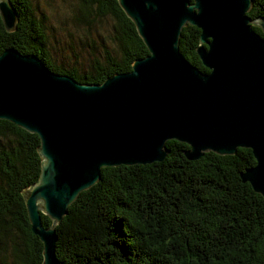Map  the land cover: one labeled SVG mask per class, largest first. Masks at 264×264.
I'll return each mask as SVG.
<instances>
[{"label":"water","instance_id":"95a60500","mask_svg":"<svg viewBox=\"0 0 264 264\" xmlns=\"http://www.w3.org/2000/svg\"><path fill=\"white\" fill-rule=\"evenodd\" d=\"M149 54L102 83L56 73L33 54L0 53V119L40 138L42 168L24 190L32 231L43 242L42 264L56 257V225L104 167L163 161L166 143H187L188 159L249 148L256 164L240 172L264 197V18L252 0H119ZM9 31L18 15L0 0ZM201 30L196 52L209 72L180 51L182 29ZM42 213L52 220L46 227Z\"/></svg>","mask_w":264,"mask_h":264},{"label":"trees","instance_id":"16d2710c","mask_svg":"<svg viewBox=\"0 0 264 264\" xmlns=\"http://www.w3.org/2000/svg\"><path fill=\"white\" fill-rule=\"evenodd\" d=\"M73 1L77 21L109 23L102 51L94 50L86 69L54 59L49 16L33 0H11L18 15L13 31L0 14V53L15 48L37 55L54 72L88 84L130 71L134 60L149 54L119 0ZM248 14L264 18V0H252ZM200 34L185 26L180 51L209 72L196 52ZM166 146L163 161L104 167L98 183L80 193L56 225L60 264H264V197L240 178L256 164L252 150L209 151L191 160L187 143L169 140ZM39 147L38 134L0 119V264H42L43 242L32 231L24 196L40 177ZM42 217L51 227V218Z\"/></svg>","mask_w":264,"mask_h":264},{"label":"rangeland","instance_id":"374dc122","mask_svg":"<svg viewBox=\"0 0 264 264\" xmlns=\"http://www.w3.org/2000/svg\"><path fill=\"white\" fill-rule=\"evenodd\" d=\"M72 2L74 1L33 0L34 6L42 9L49 16L50 44L54 59L60 58L61 62H67L66 65L74 63L86 69L94 50L102 51L101 37L106 35L109 23L105 19L95 21L93 25L77 21L73 17ZM71 42L74 44L75 53L78 54V59L75 61V55L69 49ZM64 47L67 50L63 49Z\"/></svg>","mask_w":264,"mask_h":264}]
</instances>
